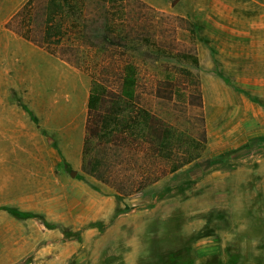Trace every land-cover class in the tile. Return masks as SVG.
I'll list each match as a JSON object with an SVG mask.
<instances>
[{"label":"rangeland","instance_id":"obj_1","mask_svg":"<svg viewBox=\"0 0 264 264\" xmlns=\"http://www.w3.org/2000/svg\"><path fill=\"white\" fill-rule=\"evenodd\" d=\"M29 1L0 0V264H264L262 0H73L53 51L46 0L38 45L17 32ZM126 64L142 106L207 134L201 158L131 196L82 168L92 82L118 92Z\"/></svg>","mask_w":264,"mask_h":264},{"label":"trees","instance_id":"obj_2","mask_svg":"<svg viewBox=\"0 0 264 264\" xmlns=\"http://www.w3.org/2000/svg\"><path fill=\"white\" fill-rule=\"evenodd\" d=\"M122 10L125 0H101ZM30 0L17 14L21 18V27L26 31H17L23 38L38 45L32 37ZM73 0H46L43 8L45 26L42 35L43 45L48 50L61 46L65 37V23L62 20L69 10H74ZM118 9H116L117 11ZM194 35L196 26L191 23ZM182 58L198 67L197 55L185 53ZM184 76L195 78L193 73L181 69ZM166 84L170 94L163 97L170 102L173 98V80ZM137 70L132 64H126L120 78V88L115 92L103 82L94 80L88 99V117L83 143L82 168L86 174L105 183L121 196H131L142 192L184 167L201 158L207 143V134L203 130L199 137L187 136L178 132L165 120L146 109L137 95ZM195 92L190 95V104L197 106L200 119L203 116V99L198 81ZM136 170V174L132 171ZM131 172V173H130Z\"/></svg>","mask_w":264,"mask_h":264},{"label":"crops","instance_id":"obj_3","mask_svg":"<svg viewBox=\"0 0 264 264\" xmlns=\"http://www.w3.org/2000/svg\"><path fill=\"white\" fill-rule=\"evenodd\" d=\"M263 1V2H262ZM260 3L264 6V0H262Z\"/></svg>","mask_w":264,"mask_h":264},{"label":"water","instance_id":"obj_4","mask_svg":"<svg viewBox=\"0 0 264 264\" xmlns=\"http://www.w3.org/2000/svg\"><path fill=\"white\" fill-rule=\"evenodd\" d=\"M74 175V174H73Z\"/></svg>","mask_w":264,"mask_h":264}]
</instances>
